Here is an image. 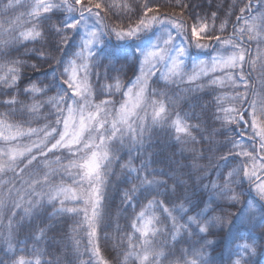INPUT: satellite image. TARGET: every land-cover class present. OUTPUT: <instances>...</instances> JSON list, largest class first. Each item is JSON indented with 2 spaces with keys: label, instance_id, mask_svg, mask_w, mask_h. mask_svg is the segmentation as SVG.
<instances>
[{
  "label": "snow or ice",
  "instance_id": "snow-or-ice-1",
  "mask_svg": "<svg viewBox=\"0 0 264 264\" xmlns=\"http://www.w3.org/2000/svg\"><path fill=\"white\" fill-rule=\"evenodd\" d=\"M24 2L27 3L28 0ZM19 3L21 0H7V3L0 0V14H7ZM30 7L29 15L34 18L32 26L27 30H21L18 37L0 32V49L7 48L13 42L35 41L40 38L43 35L39 30L40 26L52 19V16L44 14L55 15L54 10L59 9L67 15L62 19L57 17L56 32L65 37L62 42L67 45L70 42L67 30H72L71 40L79 37V44L76 45L79 50L67 62L62 59L57 60V64L63 66V71L59 72L62 83L54 85L57 88L55 96L47 97L48 90L37 87L35 84L25 90L35 101L26 106L29 112L38 114L42 108L48 106L54 109V112L49 113L47 118L49 122L44 127L25 128L22 125L6 123L11 113L0 114V140H3L6 145L0 147V173L11 171L22 178L26 172L40 171L41 165L49 170L44 172L43 183L39 179L30 183L26 182L29 183L31 190L25 192L20 200L12 196L13 189L8 190V199L13 200L14 207L19 208L25 197L35 194L41 199L30 200V207L25 208V214H30L33 206H40L45 195L53 207L55 202L59 201L61 207L55 215L67 213L79 217L82 213V219L77 221V228L85 230L92 254L100 257V250L95 240L99 224L103 219L109 175L114 164L121 159L118 155L119 151L127 146L129 160L121 163L120 168L128 176L132 186L125 190L122 203L132 206L134 215L131 223L132 231L127 236L128 251L124 257V264H130V261H135V264H163L167 255L165 249L156 243V238L162 231L159 227L161 224L164 226L163 231L171 235L173 248L180 243L189 245L188 248L181 250L177 260L171 264H215L208 258V253L204 249L217 243L207 239L214 234L211 229L223 228L225 223L228 225L227 235L232 238L229 241L226 264H250L248 254L254 253V244L236 243L235 247H232L237 240L247 239L241 237L239 229L236 228L237 221L244 217L243 210H239L234 214L233 219L226 221L223 215L216 214L221 211V205L211 197L203 203L196 204L181 197H177L179 203L168 200L166 184L156 180L155 174H149L145 163L142 162L139 168L135 167L131 152L138 144L143 147L144 134L150 127L154 128L158 125L164 127L169 124V121L177 134L183 133L186 136L192 134L189 126L180 119L179 114L175 120L171 119L167 107L170 103L169 99L160 98L163 96L162 93L149 91L150 76L159 71L161 78L166 82H175V78L184 80L185 76L188 82H194L209 73L223 72L224 76L212 79L211 83L221 88L225 84L237 88L234 95L219 97L218 104L219 111L225 113L224 123L235 124L236 128L229 130L233 133L238 132L241 138L230 139L228 144L232 147L228 149L227 155L220 157L225 161L224 168H227L230 163H236L237 167L232 168L226 176L221 172L223 184H213V190H218L220 197H226L231 202H239L243 193L235 192L232 185L236 182L235 178L239 177L241 170L244 176L251 180L253 176H256L257 167L264 169V53L258 51L257 54L261 81V87L257 91L249 88V80L246 79V73L243 71L247 49L242 43V38L247 35L249 40L264 44V0H256L255 8L252 0H248L247 4L240 7V15L236 19L237 24L243 22V26L235 27L232 36L224 40H221L219 35L207 36L209 40L218 41L221 49H213L215 55H211V62L200 61L199 65H193L191 72H188L184 66V58L189 55L184 45L187 43L190 46L195 41L197 49L211 47L199 42L205 38L202 34L207 32V24L194 26L190 41L187 39V31L182 22L161 18L155 14L149 15L153 9L148 5L144 6L143 15L139 16L135 25L119 30L117 28L108 30L101 16V12L111 11L113 7H117L115 4H105L99 0H88L87 4L82 0H34ZM119 7L123 10L128 5ZM169 25L176 30V34L170 30ZM224 28L222 24L221 32ZM113 35L117 40L115 45L110 43ZM105 37L109 39L106 40ZM133 39L139 41L131 46H134L138 56L142 57L141 75L126 86V90L122 89L118 80L114 86L109 85V94L112 87L122 91L123 100L119 102L118 107L117 102L112 99L96 102L94 99L96 91L91 82L93 71L101 66L103 60L111 62L120 52L126 51L129 47L127 41ZM177 39L181 40L179 44L176 42ZM229 48L231 50H228ZM109 49L111 50L106 51ZM9 64L12 67H9ZM252 65L253 70H256L257 61L253 60ZM237 68L241 69L239 80L234 78V70ZM5 69L7 71L4 76H0V80L5 85L15 86L19 79V63L16 61L0 63V72H4ZM57 71L59 68L54 70V72ZM96 75L99 79L98 72ZM247 75L250 77L251 73ZM53 79L55 80V76ZM240 84L244 85L242 92L238 90ZM44 97L47 99L45 100ZM225 101L231 106L224 107ZM5 103L14 107L16 100L13 98ZM53 116L54 119H52ZM249 128L251 131H247ZM33 136L36 139H31ZM24 137H28L30 142L19 143ZM13 141L16 143L13 144ZM248 141L252 144L248 145ZM116 144H119L120 148H117ZM57 152L60 153L59 156H56ZM49 154L56 156V159H50ZM229 156L240 157L242 163L230 161ZM257 156L259 161L256 159ZM65 160H67L66 164ZM249 160L252 164L251 170L248 167ZM20 164L24 167L21 168ZM54 165H59V168L54 169ZM17 168L20 169L19 173L16 172ZM56 171H62L70 176L71 185L53 184L52 175ZM2 183L0 181V184ZM240 183L243 184V181L241 180ZM34 184L40 185L41 189L47 188L48 191L46 193L38 191L32 186ZM161 188L165 191L161 192ZM20 191L16 190L17 195ZM172 191L175 192L174 187ZM255 191L261 199H264V181L256 186ZM157 197H163V199L157 200ZM67 201H71L72 205L67 206ZM138 204L140 210L137 212ZM6 206L7 199L0 192V213ZM168 223H171L170 228L167 227ZM260 226L264 227V217L261 218ZM9 228H11V220ZM75 243L79 245L80 241L76 240ZM196 244L201 246L197 248ZM16 255L17 253L13 251L12 257H9L10 264H41L39 252L32 253L37 257L35 260L25 259L24 255L16 259ZM99 264H105V262L101 259Z\"/></svg>",
  "mask_w": 264,
  "mask_h": 264
},
{
  "label": "trees",
  "instance_id": "trees-1",
  "mask_svg": "<svg viewBox=\"0 0 264 264\" xmlns=\"http://www.w3.org/2000/svg\"><path fill=\"white\" fill-rule=\"evenodd\" d=\"M82 2L87 4L88 0H82ZM99 2L117 5L111 11L101 12L102 22L108 30L112 28L119 30L135 25L139 16L143 15L145 5L153 9L149 15L155 14L161 18H171L182 22L190 41L192 28L207 24V32L202 34L205 38L199 42L203 45H210L209 49L215 52L213 49L221 48V44L215 39L209 40L206 37L219 35L221 40H224L232 36L235 27L243 26V22L237 24L236 17L240 15V7L247 4L248 0H99ZM3 3H7V0H3ZM31 3H34V0H28L27 3L21 0V3L7 14H0V32L18 37L21 30L31 27L34 21V18L29 15ZM122 5H128V7L121 10L119 6ZM252 5L255 8L256 0H252ZM54 12L55 15L44 14L52 16V19L40 26L39 30L43 33L40 38L35 41L13 42L7 48L0 49V63L16 61L20 66L19 79L15 86L5 85L0 80V114L11 113L6 123L22 125L25 128L28 126L42 128L49 122L47 119L49 113L54 112L50 106L42 108L38 114L29 112L26 106L35 101L32 95L25 91L35 84L37 87L48 90L47 97L55 96L57 88L54 85L62 83L59 72L63 71V66L58 65L57 60L62 59L67 62L79 50L76 46L79 44V37L71 40L72 30H67L70 41L67 45L62 42L65 37L56 32L57 17L62 19L67 13L61 10ZM214 13L215 18H213ZM222 24L225 26L223 32H221ZM105 39L109 38L105 37ZM110 43L112 45L117 43L114 35ZM136 43L139 41L135 39L127 41L129 47L126 51L120 52L111 62L103 60L101 66L93 71L91 82L95 87L96 102L112 99L117 102V107L119 102H122V91H117L115 87H112L111 94H109V85L114 86L118 80L122 89H126V86L137 76L141 57L138 56L135 47L131 46ZM242 43L247 49L243 71L246 73V79L249 80V88L258 91L261 81L257 54L258 51L264 53V44L249 40L247 35L242 38ZM208 54L210 53H203L204 56ZM253 60L257 61L256 70H253ZM8 66L12 67L11 64ZM57 68L59 71L54 72ZM6 71L7 69L0 72V76H4ZM97 72L99 79H97ZM239 73L236 72L234 76L236 80H239ZM248 73H251L250 77ZM236 90L237 88L230 84H226L223 88L217 85L196 87L187 84L169 85L153 79L149 91L162 93L163 96L160 97L162 99L167 97L170 101L167 107L171 119L175 120L179 114L180 119L189 126L192 134L191 136L183 133L177 134L171 126V121L164 127L159 125L154 128L150 127L149 131L144 134L143 147L138 144L131 152V158L135 167L139 168L142 162L145 163L147 172L155 174L156 180L166 184L169 193L168 200L172 202L179 203L177 197H181L196 204L203 203L211 197L221 205V211L216 214L223 215L226 221L233 219L234 214L239 210H243L244 217L237 221L236 228L239 229V235L247 239L237 240L232 247H235L236 243L254 244V253L248 254L250 264H264V227L260 226L261 218L264 217V203L254 190L256 182L264 179V169L257 167L256 177L260 179L256 180L253 178L255 176L249 180L241 170L239 177L235 178L236 182L232 185L235 192L243 193L239 202H231L226 197H220L218 190H213V184H223L221 172L226 176L232 168L237 167L236 163H230L227 168H224L225 161L220 159L221 156L227 155L228 149L232 147L228 141L241 137L238 132L233 133L229 130L236 128L235 124L224 123L225 113L219 111L220 105L218 104L219 97H230ZM238 90L244 91V85L240 84ZM47 97L44 99L46 100ZM13 98L16 100L14 107L5 103ZM223 106L230 107L231 105L225 101ZM31 139L34 140L36 137L33 136ZM29 142L28 137L21 138L19 141L21 144ZM225 144L228 146L224 147ZM251 144L252 142L248 141V145ZM116 147L120 148V145L116 144ZM59 155L60 153L57 152L56 156ZM118 155L121 159L114 164L109 175L103 219L99 224L95 240L100 250V257L92 254L85 230L77 228V221L82 219V213L79 217L66 213L55 215L60 207L56 203L53 207L45 195L40 206H33L31 213L25 214V208L30 207L27 200L41 199L40 196L34 194L31 197H25L19 208L14 207L12 199H8L9 189H13L12 196L20 200L25 192L31 190L29 187L31 181L39 179L43 183L44 172H48V169L41 165L40 171L26 172L22 178L11 171L0 173V181L3 182L0 184V192L7 199V206L0 213V262L10 264L9 257H12L13 251L17 253L16 259L24 255L25 259L35 260L37 257L32 255L35 251L40 253L41 264H57V262L58 264H99L101 259L105 264H124V257L128 251L127 236L132 231L131 223L134 212L132 206L122 203L125 190L132 186L128 176L120 168L121 163L129 160L128 147H123ZM56 156L49 154L52 160H55ZM256 159L259 161V156ZM229 160L242 163L240 157L229 156ZM64 163L66 164L67 160ZM20 167L24 165L20 164ZM53 167L58 169L59 165ZM248 167L252 169L251 160H249ZM19 170L17 168L16 172L19 173ZM61 176H63V183L71 184V177L62 171H56L52 175V182L58 179L53 184L59 185ZM241 180L243 184L240 183ZM32 186L38 191L45 193L48 191L47 188L41 189L40 185ZM173 187L175 192L172 191ZM16 190H21L19 195ZM160 191L164 192L165 189L161 188ZM160 199L163 197H157V200ZM139 210L138 204L136 211ZM10 220L11 228H9ZM227 227L225 223L223 228H213L211 231L214 234L207 237L208 240L217 242L204 249L208 253V258L215 264H226L227 262L229 241L232 239L230 235H227ZM76 240L80 241L79 245L75 243ZM175 246L178 249L189 247L183 243ZM200 246L196 244L197 248ZM130 264H135V261H130Z\"/></svg>",
  "mask_w": 264,
  "mask_h": 264
},
{
  "label": "rangeland",
  "instance_id": "rangeland-1",
  "mask_svg": "<svg viewBox=\"0 0 264 264\" xmlns=\"http://www.w3.org/2000/svg\"><path fill=\"white\" fill-rule=\"evenodd\" d=\"M54 11H59V9H55ZM169 28L174 34H176V30L174 28H171V25H169ZM190 39L192 40V35H191ZM176 42H177V44H179L181 42V40L177 39ZM191 45H193V47ZM191 45L189 46L187 43L184 45L188 49V52H189V55H187L184 58V61H185V65L184 66H185V69L188 72L192 71L194 64L199 65L200 61H205L206 63H210L211 62V55H215V52H213L209 48H207V49H204V48L197 49L195 47V41H193ZM219 49H221V48H219ZM219 49H217V50H219ZM190 50H193V51L191 52ZM228 50H231V49L229 48ZM205 52H209L210 54H208L207 56H204L203 53H205ZM141 60H142V57H141ZM240 71H241L240 68H237V69L234 70L235 74H236V72H240ZM140 75H141V61H140V65H139L137 76L135 77V79L133 81H135L136 78L138 76H140ZM224 75H225V73L217 71L216 73H209L207 76H201L198 80H196L194 82H188L187 76H185L184 80H180L179 78H175V82H172V81L166 82L164 79L161 78L160 72L157 71L155 75L149 77L148 87L150 86V83H151V81L153 79H157L158 81H160L162 83H165V84H169V85L170 84H184V85L187 84V85H194L196 87L197 86L205 87V86H209V85H214V84L211 83V80L215 79L217 77L224 76ZM217 86H219V85H217ZM12 143L15 144V141H13ZM4 146H6L5 142L3 140H0V147H4ZM253 178L255 180L257 179L256 176L253 177ZM57 180L58 179L54 180L52 183H56ZM262 181H264V179L263 180H259V181L256 182V184L254 186V190H255L256 186L259 183H261ZM58 184H64L65 186H70L71 185V184L63 183L61 179L58 182ZM256 194H257V192H256ZM30 200H32V199H28L27 201H30ZM55 203L57 204L58 207H61L59 201H56ZM262 203H264V199H263ZM66 205L67 206H71L72 202L71 201H67ZM62 214H60V215H62ZM69 215H71V214H69ZM159 227L162 228V231H161L160 236H158L156 238V243H157V245L162 246L165 249V252H166V255H167V259H164L163 264H171V262H174V261L177 260V258L180 255L182 249H178L176 246L173 248V241L171 239V235H169L167 231H163V227H164L163 224L159 225ZM167 227L170 228L171 227V223H168ZM136 236L138 237L139 234L137 233Z\"/></svg>",
  "mask_w": 264,
  "mask_h": 264
}]
</instances>
